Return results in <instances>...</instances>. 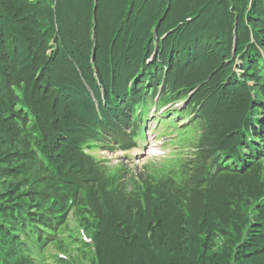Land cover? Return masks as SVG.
Segmentation results:
<instances>
[{
  "label": "rangeland",
  "instance_id": "1",
  "mask_svg": "<svg viewBox=\"0 0 264 264\" xmlns=\"http://www.w3.org/2000/svg\"><path fill=\"white\" fill-rule=\"evenodd\" d=\"M192 1L174 0V6L185 13ZM263 2L209 0L191 21L172 27L174 8L163 15L153 11L156 21L163 16L159 37L152 33L156 21L131 19L129 0L0 2V91L11 99L14 121L29 130L37 158L72 197L65 223L56 222L55 232L47 228L53 235L42 264H97L108 249L110 226L127 230L131 240L145 236L144 222L132 221L135 192L143 206L151 193L177 199L184 224H214L230 217L231 209L241 211L240 232L232 222L212 249L230 255L224 264H264L263 243L254 239L257 245L246 246L254 227L264 224V138L254 142L263 146L256 157L248 148L257 138L249 130L251 112L264 115V78L244 70L246 56L254 66L264 64V24L253 17ZM184 37L187 44L202 37L197 44L208 51L200 65L182 67ZM192 46L184 59L194 61ZM119 72L125 84L113 86ZM151 74L153 88L146 86ZM111 86L118 90L116 105ZM130 89L135 94L124 109L118 99ZM171 108L180 118H169ZM68 111L89 114L108 139L96 138L86 118H67ZM142 116L149 117L142 122ZM5 184L0 179V191Z\"/></svg>",
  "mask_w": 264,
  "mask_h": 264
},
{
  "label": "trees",
  "instance_id": "2",
  "mask_svg": "<svg viewBox=\"0 0 264 264\" xmlns=\"http://www.w3.org/2000/svg\"><path fill=\"white\" fill-rule=\"evenodd\" d=\"M114 1L118 0H107ZM128 1V0H127ZM131 19L136 16L144 23L156 21L155 13L164 14V10L174 8L169 17L171 26L187 21L194 14V10L202 9L209 0H194L188 5L187 11L182 13L174 6V0H129ZM5 3V0H0ZM177 4H180L178 2ZM122 9H116L119 15ZM168 13V12H167ZM163 16L159 17L153 26L152 33L159 36L162 33L161 23ZM16 22V21H15ZM195 22V21H193ZM190 23V24H193ZM12 34H15L12 32ZM16 38V36H15ZM195 60V58H194ZM117 81L113 86H122L125 80L117 74ZM154 79L156 77L154 76ZM152 79V80H154ZM114 94L117 89L111 86ZM2 91V90H1ZM0 91V179L6 180L4 190L0 191V264H42L43 249L51 241L53 234L47 230L56 231V222L65 223L64 213L69 209L72 199L69 191L61 186L55 175L50 172L42 160L34 153L32 137L29 130L21 123L13 119V104L6 93ZM171 92V91H169ZM173 93V92H171ZM111 95V102L113 101ZM128 97V96H127ZM128 98H119L123 105H127ZM122 105V106H123ZM92 106V103L91 105ZM126 108V106H124ZM77 114L76 112H73ZM68 117L73 121L82 122L88 120L92 123L96 138L104 134L102 126H99L89 114L79 117L68 111ZM60 125V119L56 123ZM264 136V135H262ZM110 141V140H107ZM58 144V143H57ZM177 200V199H175ZM170 198L159 193L145 196V204H141L140 195L130 196L129 203L135 204L132 208L136 213L133 215L134 222L143 221L145 236H136L133 240L125 237L126 231L117 233L110 226L107 233L106 244L108 249L105 253H99L97 264H224L230 262V255L225 251L213 250L212 242L217 235H228L233 222L234 229H241V220L244 217L241 211L231 209V216L213 224L199 221L193 224L190 220L182 219L178 204ZM196 200L199 198L196 196ZM30 201V202H28ZM163 201L165 203H163ZM182 205L181 201L178 202ZM154 210V212H153ZM36 211V212H33ZM154 214L155 218L151 215ZM115 217V216H114ZM114 219V218H113ZM112 219V220H113ZM111 220V221H112ZM33 222V223H31ZM238 223V224H237ZM131 224L130 228L131 229ZM237 226V227H236ZM46 227V228H45ZM112 227V228H111ZM44 228V229H42ZM121 226L118 227L120 229ZM40 232V235H38ZM110 232L111 235L110 236ZM248 247L257 239L264 246V224L256 225L252 230ZM147 233L151 238H147ZM131 234V233H130ZM233 237V234H232ZM124 238V239H122ZM111 239H118L128 243H120L117 246ZM184 240H187L184 245ZM114 245V247H113ZM261 248V247H260ZM262 249V248H261ZM221 253L218 257L216 253ZM180 252V253H178ZM264 252V250H263ZM252 253V251L250 252ZM183 255V256H182ZM257 255V254H256ZM179 256H182L179 257ZM251 256L244 259L248 262ZM248 262L247 264H249Z\"/></svg>",
  "mask_w": 264,
  "mask_h": 264
},
{
  "label": "bare ground",
  "instance_id": "3",
  "mask_svg": "<svg viewBox=\"0 0 264 264\" xmlns=\"http://www.w3.org/2000/svg\"><path fill=\"white\" fill-rule=\"evenodd\" d=\"M152 79H154V75H150V81L153 83V82H155V79L154 80H152ZM149 153H150V151H149ZM149 153H148V155H149Z\"/></svg>",
  "mask_w": 264,
  "mask_h": 264
}]
</instances>
